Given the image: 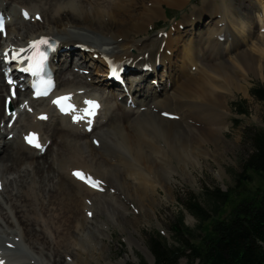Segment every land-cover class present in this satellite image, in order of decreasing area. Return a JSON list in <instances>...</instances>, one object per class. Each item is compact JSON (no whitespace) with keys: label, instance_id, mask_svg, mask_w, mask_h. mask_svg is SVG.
<instances>
[{"label":"bare ground","instance_id":"1","mask_svg":"<svg viewBox=\"0 0 264 264\" xmlns=\"http://www.w3.org/2000/svg\"><path fill=\"white\" fill-rule=\"evenodd\" d=\"M220 1L203 0L207 13L195 6L151 36L165 7L182 9L188 0H0L8 17L0 32V264H101L111 225L152 256L134 236L140 220L176 200V175L196 181V165L232 150L225 142L229 97L247 90L249 73L264 70V44L241 47L257 34L252 25L264 27V5ZM42 38L55 42V93L77 103L68 115L47 98H32L25 81L10 93L4 58L12 51L29 57L30 43ZM74 55L80 60L69 70ZM113 64L125 68L124 86L107 78ZM94 66L99 79L84 76L82 69ZM86 100L100 105L97 116L85 117ZM30 132L41 151L26 145ZM53 146L57 153L47 161ZM133 203L140 218L124 219Z\"/></svg>","mask_w":264,"mask_h":264},{"label":"rangeland","instance_id":"2","mask_svg":"<svg viewBox=\"0 0 264 264\" xmlns=\"http://www.w3.org/2000/svg\"><path fill=\"white\" fill-rule=\"evenodd\" d=\"M256 1L259 3L261 2V4L264 5V0ZM4 3L8 5L10 2L4 1ZM214 3L218 6L222 5L220 0H214ZM195 6L203 7L204 13L206 8L203 6V0H188L187 4L182 9L165 7L166 19L162 18L158 20L154 27L149 28V32L147 34L154 36L158 32L164 30L168 31L175 25L177 21L182 18L183 15L192 12L195 9ZM203 18L206 19L207 15L205 14ZM262 22L263 21H261V23ZM261 23L258 22V25H252L257 34L254 36L251 42H245L244 44H241V47L244 49L254 50L253 45L257 42L260 41V43L262 42V44H264V27H261ZM181 29H183V26ZM79 60V56L74 55L72 57V64L68 69L72 70V68L76 65L75 63H79ZM98 70L99 67L94 66L89 69L83 68L82 72L84 76H88L90 79H99V75L93 73V71L96 72ZM247 80V83H244V85L248 87L247 90H245V88L242 90H234L231 93L232 95L229 97L230 113L228 117H226L229 129L225 131V142L226 146L230 147L232 150L225 154L226 156H223V159H219L218 161H215L214 159H203L202 164L196 165V167L192 169V172L196 177V181L183 179L176 175V177L179 179V181L175 183L176 200L171 198L167 199V201L165 200L162 206L156 207L155 215L154 213H151V216L148 217L147 220H140L138 225L139 234L134 233V236L140 242L145 240L144 245H147L146 247L149 249L148 251H150L149 242L150 236L152 234L158 233L164 238L168 239L169 243L175 244L177 239L173 227H175V221L179 216L182 217L183 223L191 230L195 231L196 233L200 232L204 234L210 227L212 221L209 220L201 222L198 217L194 216V214L188 210V205L194 201L203 202L204 204L208 203L210 191L215 189L228 191L230 188L236 187L235 193H238V195L235 196V193L233 194V203H225L221 205L220 209H218V216L223 217L229 214L232 207L241 198L254 192L258 187L264 185V180L262 177H260L255 172L244 171L242 167L243 159L246 158L251 151V146L246 142L247 129H260L264 127V101L256 99L251 93V90L255 85H264V70L260 73L257 72L256 74L249 73ZM156 81L157 79L155 80V85ZM241 104L244 106L246 113L241 112V107L239 106ZM10 113L11 109L10 107L8 108L7 105L6 116H8ZM4 124L5 123L2 122V125ZM12 124L13 121L10 122V125ZM88 142L91 144L89 139ZM213 148L215 149V147ZM56 153L57 150L53 146L50 152H48L46 155L45 159L47 161H52ZM221 169L223 170V174ZM55 175H57L56 170ZM159 190L160 193L164 192L162 189ZM163 195H165V193ZM133 204L130 205V209H128L130 213L124 217V219L128 218V220H132V218H136L137 216V218H140L142 211L137 208L136 203ZM98 214L99 218L104 221L107 220L106 214ZM218 216H214L213 218ZM200 224L202 225L201 229L198 228ZM109 234L111 237L104 239L107 243V249L105 250L104 259L101 261V264H108L110 261L113 262L112 264H116L121 260H126V264L137 263L140 260H146L150 264L154 263L153 256L149 257L144 250L140 249L136 245L130 246L129 242L127 241V232L122 233L120 228L111 225ZM192 240L193 242H197L195 239ZM27 246L28 245L25 244L26 248ZM40 260L44 262V259ZM93 264L100 263L95 262ZM179 264L197 263L192 262L187 258H182Z\"/></svg>","mask_w":264,"mask_h":264},{"label":"trees","instance_id":"3","mask_svg":"<svg viewBox=\"0 0 264 264\" xmlns=\"http://www.w3.org/2000/svg\"><path fill=\"white\" fill-rule=\"evenodd\" d=\"M251 93L264 101V85H255ZM239 106L241 112L246 113L244 106ZM246 142L251 151L243 159V170L255 172L264 180V127L248 128ZM235 188L212 190L208 203L194 201L188 205V210L201 222L212 221L204 234L191 230L180 216L173 227L175 244L158 233L152 234L149 248L154 256L153 264H179L182 258L197 264H264V185L241 198L229 214L218 216L221 205L233 203ZM130 264L150 263L140 260Z\"/></svg>","mask_w":264,"mask_h":264},{"label":"snow or ice","instance_id":"4","mask_svg":"<svg viewBox=\"0 0 264 264\" xmlns=\"http://www.w3.org/2000/svg\"><path fill=\"white\" fill-rule=\"evenodd\" d=\"M25 17L28 16V13L25 12L24 13ZM37 19H39V17H37ZM44 45V46H49L50 47V42L47 39H40L39 41L36 42H31L30 43V47L33 49V54L30 55L29 57H27V59L30 61L29 65L27 68L24 69V71H31L34 75H38L41 72L45 71V62L47 60V53L43 50H41L40 46ZM22 52L24 50H21ZM7 55V54H6ZM17 58L16 54H13L12 59L15 60ZM113 75H115V70L113 69ZM39 95V93H37ZM71 100L70 96H64V97H59L56 100L53 101L54 104L58 105L60 107V110L62 112H69L72 110H75V106L72 105L69 101ZM86 105H88V108L82 109L81 111H83L85 113L86 116H94L95 115V110L97 108H99L98 103L94 102V101H85L84 102ZM165 116H170V114L165 113ZM80 119V117H73V120L76 121ZM89 127L88 130L91 131V119H89L87 121ZM27 142L29 144H33V138L32 137H27L26 138ZM36 148H40L41 146L36 143L34 145ZM73 175L81 180H84L86 183H90V186L93 188H97L100 184L99 181H92L91 177H88L87 179L82 175V173L80 172H73ZM89 215H91V213H89Z\"/></svg>","mask_w":264,"mask_h":264}]
</instances>
